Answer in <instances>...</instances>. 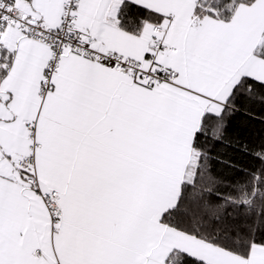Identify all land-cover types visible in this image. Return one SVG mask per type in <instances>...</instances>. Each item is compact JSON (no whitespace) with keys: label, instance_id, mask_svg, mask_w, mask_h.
Instances as JSON below:
<instances>
[{"label":"snow or ice","instance_id":"6c2138e0","mask_svg":"<svg viewBox=\"0 0 264 264\" xmlns=\"http://www.w3.org/2000/svg\"><path fill=\"white\" fill-rule=\"evenodd\" d=\"M0 264H264V0H0Z\"/></svg>","mask_w":264,"mask_h":264}]
</instances>
